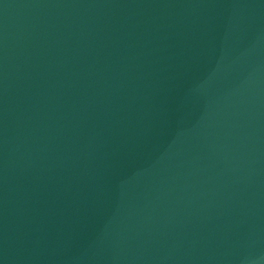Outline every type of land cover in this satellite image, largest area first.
I'll list each match as a JSON object with an SVG mask.
<instances>
[{
    "label": "water",
    "instance_id": "obj_1",
    "mask_svg": "<svg viewBox=\"0 0 264 264\" xmlns=\"http://www.w3.org/2000/svg\"><path fill=\"white\" fill-rule=\"evenodd\" d=\"M211 0H0V100Z\"/></svg>",
    "mask_w": 264,
    "mask_h": 264
}]
</instances>
